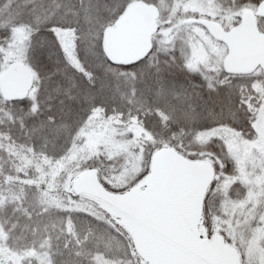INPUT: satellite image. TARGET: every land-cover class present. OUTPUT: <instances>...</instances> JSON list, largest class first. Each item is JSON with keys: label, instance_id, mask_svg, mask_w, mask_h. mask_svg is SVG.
<instances>
[{"label": "rangeland", "instance_id": "1", "mask_svg": "<svg viewBox=\"0 0 264 264\" xmlns=\"http://www.w3.org/2000/svg\"><path fill=\"white\" fill-rule=\"evenodd\" d=\"M130 1L154 5L159 30L143 61L114 66L82 37L97 5ZM262 1L0 0V73L23 61L35 82L32 100L0 101V264H145L120 221L72 186L99 169L123 192L165 149L212 165L203 231L264 264V74L226 73L227 47L201 24L229 30Z\"/></svg>", "mask_w": 264, "mask_h": 264}, {"label": "water", "instance_id": "2", "mask_svg": "<svg viewBox=\"0 0 264 264\" xmlns=\"http://www.w3.org/2000/svg\"><path fill=\"white\" fill-rule=\"evenodd\" d=\"M158 15L153 5L130 2L104 32L103 51L109 62L129 66L145 59L158 29ZM257 16L264 18V1ZM202 23L228 46L227 72L264 70V33L257 29L254 14L245 13L241 23L227 32L218 24ZM31 87L32 75L24 64H15L0 76V91L6 100L25 98ZM213 178L209 164L191 162L175 150L165 149L154 158L151 173L126 193L107 191L96 171L75 179L73 190L119 219L147 264H241L238 252L220 235L201 238L199 223Z\"/></svg>", "mask_w": 264, "mask_h": 264}, {"label": "snow or ice", "instance_id": "3", "mask_svg": "<svg viewBox=\"0 0 264 264\" xmlns=\"http://www.w3.org/2000/svg\"><path fill=\"white\" fill-rule=\"evenodd\" d=\"M123 5L115 3L112 5L96 6L95 22L85 30V36L82 37L87 43L89 41H99L103 51V33L110 26V18H118L122 14ZM55 29H53L54 31ZM75 31V30H74Z\"/></svg>", "mask_w": 264, "mask_h": 264}, {"label": "flooded vegetation", "instance_id": "4", "mask_svg": "<svg viewBox=\"0 0 264 264\" xmlns=\"http://www.w3.org/2000/svg\"><path fill=\"white\" fill-rule=\"evenodd\" d=\"M34 3H35V1L34 2H29L28 4H27V7L29 6V5H34ZM38 7H39V5H37L36 7H35V10H29L30 11V14H32L33 16H35V15H39V13H40V11H39V9H38ZM16 15H17V11H16ZM15 22V21H14ZM2 29V28H1ZM0 29V30H1ZM3 30H5L4 28H3ZM2 31V30H1ZM3 34V33H2ZM12 34V33H11ZM14 35H19V34H14ZM33 37H34V35H33ZM18 38V37H17ZM21 38H23V35H19V38H18V41H17V44H18V42L20 41V39ZM24 38H26L27 39V37L25 36ZM2 39H3V36H0V43H2L1 41H2ZM33 78H34V75H33ZM34 86H35V82L33 83V88H34ZM32 88V90H31V92L27 95V97L26 98H24V99H22V100H18V101H7V100H5L4 98H3V96L1 95V93H0V101L1 102H5V104H13L14 102L15 103H18V102H23V101H30V100H32V98H31V94H32V91L34 90ZM27 126L29 127V124H27ZM27 127V128H28ZM0 132H2V131H0ZM81 134L79 133V135H78V137L80 136ZM81 136H84V134L83 135H81ZM97 171H98V174H99V178L101 179V177H100V170L99 169H97ZM103 182V181H102ZM1 191V190H0ZM200 231H201V234H202V237H207L208 235H206L205 234V232L203 231V224L201 223V226H200ZM209 237H211V236H209ZM223 237H224V239H225V241L229 244V245H231V246H233V243L228 239H226L227 237H226V235H223Z\"/></svg>", "mask_w": 264, "mask_h": 264}, {"label": "trees", "instance_id": "5", "mask_svg": "<svg viewBox=\"0 0 264 264\" xmlns=\"http://www.w3.org/2000/svg\"><path fill=\"white\" fill-rule=\"evenodd\" d=\"M259 26L260 28L264 27V22L260 21ZM262 120L264 121V117L262 118ZM262 120L259 119L254 124V129L259 135V141L264 140V125H262ZM21 262H22V258H15L13 261L14 264H21Z\"/></svg>", "mask_w": 264, "mask_h": 264}, {"label": "bare ground", "instance_id": "6", "mask_svg": "<svg viewBox=\"0 0 264 264\" xmlns=\"http://www.w3.org/2000/svg\"><path fill=\"white\" fill-rule=\"evenodd\" d=\"M216 94H217L216 95V100H218L217 105L221 106V108H223V111H224L222 115L225 116V117H228L229 111L231 109V103H230V101H228L229 99H226L223 96V94L220 93V92H218Z\"/></svg>", "mask_w": 264, "mask_h": 264}, {"label": "crops", "instance_id": "7", "mask_svg": "<svg viewBox=\"0 0 264 264\" xmlns=\"http://www.w3.org/2000/svg\"><path fill=\"white\" fill-rule=\"evenodd\" d=\"M11 14V13H10Z\"/></svg>", "mask_w": 264, "mask_h": 264}]
</instances>
